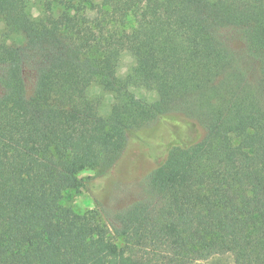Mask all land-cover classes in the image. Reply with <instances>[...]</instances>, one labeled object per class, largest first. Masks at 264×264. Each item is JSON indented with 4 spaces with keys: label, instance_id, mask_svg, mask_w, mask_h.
I'll list each match as a JSON object with an SVG mask.
<instances>
[{
    "label": "trees",
    "instance_id": "obj_1",
    "mask_svg": "<svg viewBox=\"0 0 264 264\" xmlns=\"http://www.w3.org/2000/svg\"><path fill=\"white\" fill-rule=\"evenodd\" d=\"M27 5L0 0V264H264V0ZM95 84L117 116L96 110ZM172 111L204 135L169 147L115 225L62 206L79 173ZM94 123L105 133L80 145Z\"/></svg>",
    "mask_w": 264,
    "mask_h": 264
},
{
    "label": "rangeland",
    "instance_id": "obj_2",
    "mask_svg": "<svg viewBox=\"0 0 264 264\" xmlns=\"http://www.w3.org/2000/svg\"><path fill=\"white\" fill-rule=\"evenodd\" d=\"M45 2L46 0H27L29 13L33 17L42 16ZM57 12L53 10V13ZM3 28V24L0 23V43ZM234 48L240 50L241 46L234 45ZM130 64V57H125L120 66V73L124 74ZM27 85L30 93L33 88L32 79H28ZM132 92L137 98L160 108L158 97L154 92L141 88H134ZM89 94L95 100L96 110L101 116L119 114V108L112 95L103 91L97 84L89 88ZM104 133L105 128L101 124L94 123L87 139L78 143L87 147L92 146ZM203 135L204 131L199 124L172 111L163 120L142 130L136 138L131 139L111 166L79 173L77 177L80 186L68 190L63 195L61 204L76 213L97 211L108 225H115L112 215L143 197L147 174L164 160L169 147L176 144H190L201 139ZM192 264L234 263L229 254H223Z\"/></svg>",
    "mask_w": 264,
    "mask_h": 264
},
{
    "label": "water",
    "instance_id": "obj_3",
    "mask_svg": "<svg viewBox=\"0 0 264 264\" xmlns=\"http://www.w3.org/2000/svg\"><path fill=\"white\" fill-rule=\"evenodd\" d=\"M31 89V88H30Z\"/></svg>",
    "mask_w": 264,
    "mask_h": 264
}]
</instances>
